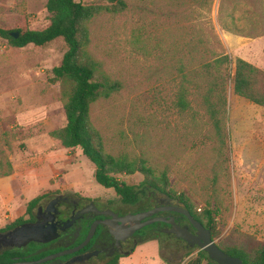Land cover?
Here are the masks:
<instances>
[{
	"label": "rangeland",
	"instance_id": "rangeland-1",
	"mask_svg": "<svg viewBox=\"0 0 264 264\" xmlns=\"http://www.w3.org/2000/svg\"><path fill=\"white\" fill-rule=\"evenodd\" d=\"M46 1L0 0V28H46ZM76 1L109 7L105 0ZM122 1V12L102 9L88 24L89 54L122 85L118 94L91 106L90 121L104 150L145 152L167 171L169 187L184 195L196 213L207 202L219 207L213 239L218 247L254 256L264 250V108L235 96L228 81L227 140L220 154L198 101L191 98L190 115L178 113L172 103L179 65L196 64L197 52L207 53L204 58L227 55L231 68L239 58L264 71V0ZM65 52L62 39L14 48L0 38V157L13 169L0 178V232L17 218L27 219V203L41 195L43 207L59 195L80 198L78 207L121 204L113 189L95 182L94 166L80 148L51 147L48 133L65 123L61 84L51 71ZM215 166H222L216 185L211 179ZM117 178L142 189L141 174ZM146 194L125 208L147 204ZM187 248L167 235L126 248L117 264H184L197 254L191 250L184 258Z\"/></svg>",
	"mask_w": 264,
	"mask_h": 264
},
{
	"label": "trees",
	"instance_id": "trees-1",
	"mask_svg": "<svg viewBox=\"0 0 264 264\" xmlns=\"http://www.w3.org/2000/svg\"><path fill=\"white\" fill-rule=\"evenodd\" d=\"M105 1L109 3V7L87 6L76 0H47L45 9L49 14V24L46 28L30 30L20 27L10 30L1 27L0 38L14 48H24L30 44L43 47L56 39H62L66 46L60 65L51 71L53 80L61 84L65 117L62 127L48 133L53 150L80 148L82 156L94 166L95 182L105 189H113L119 196V202L124 205H135L140 195L149 190L176 199L195 220L210 231L214 239L218 235L215 230V217L220 211L218 206L207 202L203 210L196 213L184 195H177L169 187L167 171L160 169L155 161L145 155V152H142L140 156H134L130 151L116 155L110 154L104 150L100 133L92 126L91 106L99 100L110 99L122 90L121 83L106 75L102 71L100 62L96 61L87 50L89 22L102 9L111 13L122 12L125 9L122 0ZM11 34H16L17 37L14 38ZM196 55L201 56L196 64L179 65V82L174 92L172 106L178 113L190 115L191 98L196 99L204 109L205 117L212 129L209 139L218 145L216 151L221 154L227 140L225 88L228 81H232L235 96L264 108V71L239 58L235 59L231 68L232 61L227 55L208 58H204L207 55L205 52H197ZM220 158L222 160H219L224 162V157L220 156ZM221 168L222 166H215L213 169L214 175L211 179L214 185L220 180ZM12 173L13 169L9 160L0 157V178L8 177ZM136 173L144 178L141 182L142 189L118 181L117 176H129ZM44 198L45 195H41L30 200L24 213L27 219L17 218L4 230L13 229L26 220L32 219L33 211ZM154 226H147L140 231L142 241L167 238V235L157 233L153 229ZM219 248L226 254L239 258L243 264H264V250L251 256L235 247ZM187 250L184 258L189 256L191 250H196L197 254L184 264H215L197 247L188 246ZM48 252L28 257V253L22 251H5L0 254V263L38 260ZM120 257L106 264H117Z\"/></svg>",
	"mask_w": 264,
	"mask_h": 264
},
{
	"label": "flooded vegetation",
	"instance_id": "flooded-vegetation-1",
	"mask_svg": "<svg viewBox=\"0 0 264 264\" xmlns=\"http://www.w3.org/2000/svg\"><path fill=\"white\" fill-rule=\"evenodd\" d=\"M146 195L149 198L148 203L145 205H141L135 210L126 209L125 207L127 205H124L122 203L117 207H113L106 204L98 208V206H96L93 202H89L78 207V202L79 200H81L80 198L73 199L71 196L59 195L51 199L45 207L37 205L35 208V212L32 213V219H28L23 223L26 224L41 222L45 226L53 225L57 228V238L47 243H37L31 241L19 248H15L7 246L4 243V239L2 238V235H6L15 227L10 230H3L2 232H0V254L5 251L18 250L28 253V257H33L40 253L49 251L47 254L41 257L44 258L48 255L55 254L57 252L68 250L78 246L85 240L86 235L92 224L94 222H98L92 239L85 247L80 249L78 252L55 258L51 261H47L42 264H106L118 256L126 255V248H132L136 243L141 242L142 237L139 233L145 228L144 227L141 230L135 232L131 237H128L125 240L117 241L115 237L109 232V228L105 224L100 223L102 221L113 219V217L108 214H98V212L107 211H110L116 216V219H118L123 218L126 215H134L155 209H160L150 218L171 217L177 225L185 227L192 234H195V230L192 229L187 220L179 213L171 210V208L177 207L181 204L176 199L171 198L168 195L151 190L147 191ZM57 198H59V201L51 208L53 211H51L49 214L44 213L49 203ZM173 200H176L177 203L173 204ZM91 205H93L97 211L94 212L92 209H90L87 213L76 217L78 212L83 209L90 208ZM39 208H41V211L38 212ZM164 208L166 210H161ZM54 209L56 212L54 211ZM51 215L54 216L52 221ZM147 219L148 218H146L145 220ZM156 224L158 225L156 226ZM150 226H154L153 229L160 234H165L163 233V230L170 228V226L166 225L165 223H154ZM36 248L38 250H36ZM29 261L35 260L30 259Z\"/></svg>",
	"mask_w": 264,
	"mask_h": 264
},
{
	"label": "water",
	"instance_id": "water-1",
	"mask_svg": "<svg viewBox=\"0 0 264 264\" xmlns=\"http://www.w3.org/2000/svg\"><path fill=\"white\" fill-rule=\"evenodd\" d=\"M14 38L17 37L16 34H11ZM59 201V198L52 200L44 213H50L53 211L51 208ZM173 204H176L177 201L173 200ZM90 209L94 212L97 211L93 205L90 208L83 209L77 213L76 217L81 216L84 213H87ZM160 210V209H159ZM158 209L138 213L134 215H126L123 218L116 219V216L112 214L110 211L107 212H98V214H108L113 217L111 220L102 221L100 223L105 224L109 228V232L118 240H125L128 237H131L135 232L141 230L144 227L150 226L154 223H165L169 225V229H164L163 233L166 235H173L176 239L183 241L190 247H197L200 251L204 252L208 259L214 262L215 264H243V262L237 258L230 256L223 252L215 243L213 238L211 237V233L209 230L205 229L197 220H195L190 212L184 208L182 204L177 207L171 208L172 211H175L182 215L189 225L195 230V234H192L187 228L181 227L177 225L173 218H165V217H152L155 213L159 211ZM161 210H166L161 209ZM41 211L39 208L38 212ZM55 211V209H54ZM56 212V211H55ZM53 215H51V221L53 219ZM148 218L147 220H145ZM67 225V224H66ZM98 222H94L90 227L85 240L79 244L78 246L57 252L55 254L48 255L44 258L35 261H17L11 263H0V264H42L47 261H51L55 258H59L65 255H69L75 252H78L80 249L85 247L89 241L92 239ZM58 236L57 228L53 225L45 226L41 222L34 223H26L21 226L15 227L6 235H2L4 239V243L9 247L19 248L26 243L31 241L37 243H47Z\"/></svg>",
	"mask_w": 264,
	"mask_h": 264
}]
</instances>
